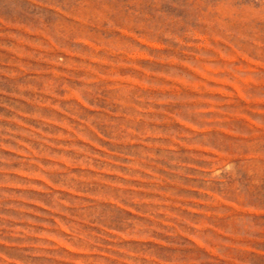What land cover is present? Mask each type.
Listing matches in <instances>:
<instances>
[{"label":"rangeland","instance_id":"obj_1","mask_svg":"<svg viewBox=\"0 0 264 264\" xmlns=\"http://www.w3.org/2000/svg\"><path fill=\"white\" fill-rule=\"evenodd\" d=\"M0 264H264V0H0Z\"/></svg>","mask_w":264,"mask_h":264}]
</instances>
